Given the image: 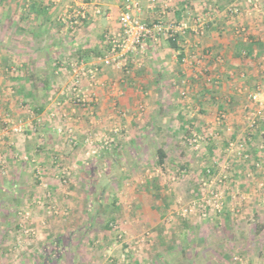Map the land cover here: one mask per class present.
Segmentation results:
<instances>
[{
    "label": "rangeland",
    "instance_id": "1",
    "mask_svg": "<svg viewBox=\"0 0 264 264\" xmlns=\"http://www.w3.org/2000/svg\"><path fill=\"white\" fill-rule=\"evenodd\" d=\"M1 37L0 55L11 56L0 62V117L10 119V123L0 126V151L7 156L6 169L0 171V264H43L47 256L54 262L57 256L52 251L57 246L63 248L61 257L65 264L83 263L88 258L96 260V264H206L203 249L210 246L217 250L222 241L221 225L217 222L224 211L202 217L198 208L187 216L182 210L191 205L199 192V182L207 168L210 166L212 173L217 174L219 161L213 160L208 145L203 144L201 151L186 143V128L179 125L184 119L188 128L196 125L208 130L200 126L207 109L195 101L197 95L193 94L201 80H176L180 89L184 80L190 86L189 116L182 114L180 108L157 115L139 109L141 119H135L132 130L127 127L128 132L124 126L126 115L119 117L114 108L106 115L97 111L100 96L96 85L109 67L103 68L99 82L93 86L98 100L92 116L75 106L63 92L71 79L67 60L73 52L67 60L45 61V65H39L44 66L41 68L36 61L29 63V55L27 59L24 56L35 49L38 57L45 58L46 50L36 43L51 40V35L32 37L24 31H4ZM9 41L14 44L8 46ZM41 72L50 86L48 92L36 90V98L34 86L42 84L31 76ZM114 82L116 91H121L119 81ZM240 88L252 90L245 83ZM179 94L176 99H183ZM51 113L57 116L51 118ZM110 114L114 118L109 120ZM20 122L25 124V131L13 134L11 126ZM64 122L74 125L81 141L89 134L115 136V126L123 131L115 136L111 150L88 155L83 143L74 146L56 133V123ZM159 148L167 153L163 166L158 163ZM23 155L30 160H23ZM252 159L255 160L253 156ZM257 161L263 167V162ZM36 165L44 169L47 188L35 178ZM59 167L70 172L66 182L57 178ZM227 194V199L234 195L236 201H245L234 191ZM243 226L242 242L256 258L263 251L264 242L255 238L256 226ZM28 229L34 234H28ZM239 257L242 264L251 259L245 249Z\"/></svg>",
    "mask_w": 264,
    "mask_h": 264
},
{
    "label": "crops",
    "instance_id": "2",
    "mask_svg": "<svg viewBox=\"0 0 264 264\" xmlns=\"http://www.w3.org/2000/svg\"><path fill=\"white\" fill-rule=\"evenodd\" d=\"M1 1V34L4 31H24L32 37L41 34L52 36L51 40L36 43L37 47L46 50L45 58L38 57L35 49L32 54L24 56L27 59L29 55V63L36 61L37 67L42 68L44 66L39 65H45L52 59L53 62L67 60L70 52L74 55L79 54L88 61L101 55L104 47V32L119 29V15L125 3L131 0H91L92 2L88 5L90 19L74 34L66 31L56 21V16L66 8L70 0H64V3H58L55 0H6L7 5H4L6 1ZM138 1L141 3L138 15L142 20L152 22L160 14L159 1L156 0L155 3L151 0ZM170 1L175 8L173 11H167L166 18L169 21H187L191 28H195L201 22L204 23L205 34L203 36L198 37L191 32L189 37L182 38L184 44L183 47L180 46L183 48V56H189L192 64L181 62L179 51L169 45V39H163L157 45L147 43L140 55L142 67L136 69L130 76H125L123 72L112 67L105 69L100 82L96 85V91L100 96L97 111L106 115L112 108H115L113 105L116 104L125 112L124 126L128 132L130 130H127V127L132 130L135 119H141L139 109L157 115L161 111L180 108L182 114L189 116L188 109L191 108L188 104L189 100H184L181 96L176 99V95H180L182 90L175 85L176 80L181 77L195 82L201 80L193 90V94L197 95L195 101L207 109V115L201 118L200 126L215 132L211 147L212 158L216 162L223 163L227 160L226 148L229 141L248 136L247 114L255 108L248 94L264 82V62H261L264 56V4L260 12L242 13L232 17L227 14L226 8L233 0H218L215 9L209 7L205 0ZM94 3L102 5L110 12V17L94 16ZM242 6L244 7L243 3ZM242 24L248 27L251 36L249 43L252 44V51L249 56H245L243 50L239 49L240 46L248 43L242 42L235 34V29ZM1 41L2 37L0 46H2ZM32 42L36 41L32 38ZM13 44L11 41L8 42V46ZM204 49L211 50L212 55H204ZM1 55L0 62L9 60L11 56L10 53ZM202 67L209 69V74L218 79L217 83H210L203 75L198 78L195 76V71H200ZM26 74H29V71ZM114 81H119L121 91L111 92V85H116ZM203 81H207L206 86ZM244 83L252 90L244 88L246 90L240 92V85ZM219 111L226 113L225 120L220 124L216 121ZM112 116L110 114L108 119L110 120ZM184 121V119L181 120L179 125L181 128L184 126L187 131L188 123L185 124ZM263 133L264 121L248 140L250 153L255 160L263 162V167L256 168L236 157L231 158L234 162L232 191L243 196L245 201L242 203L236 201L234 195L227 199L226 208L218 216L217 222L221 225L219 228L222 241L217 250L210 246L203 249L206 264H242L239 256L240 251L244 249L251 257L247 260L248 264H264V249L258 254L260 258L259 256L255 258L249 251V247L243 244V238L240 237L245 227L243 225L249 224L257 227L255 238L264 242V186L261 185L264 183ZM224 145H226L225 148ZM62 249L57 246L52 251L53 255L57 256L54 257V262H50L47 256L42 263L65 264L64 261L62 262L64 260V257H61ZM86 262L75 264L97 263L93 258H88Z\"/></svg>",
    "mask_w": 264,
    "mask_h": 264
},
{
    "label": "built area",
    "instance_id": "3",
    "mask_svg": "<svg viewBox=\"0 0 264 264\" xmlns=\"http://www.w3.org/2000/svg\"><path fill=\"white\" fill-rule=\"evenodd\" d=\"M58 3H62L64 0H55ZM156 0H151L155 3ZM161 4L160 14L152 22L144 21L138 15L141 10V3L138 0H131L125 3L122 12L119 15V29L108 30L103 34V53L96 56L93 62H86L83 56L73 55L67 60V69H69L71 79L64 89V94L75 105L86 110L90 115H95L96 103L98 98L94 92L93 86L99 82V75L104 67H113L116 70L123 72L125 76H130L136 69L142 67L140 55L144 51V47L147 43L157 45L163 39H177L179 46L183 47V37H189L193 32L198 37L205 34L204 23L198 24L195 28H191L187 21L175 22L169 21L166 18L167 11H173L175 8L170 0H157ZM209 7L212 9L217 8L218 0H205ZM244 4V7L242 6ZM264 0H233V2L227 6L226 12L228 15L235 17L242 13L252 14L260 12ZM90 3L88 0H70L66 5V8L58 13L56 21L62 25V27L74 34L90 19V9L88 8ZM28 6V5H27ZM93 13L96 17H110V12L105 10L102 5L98 3L93 4ZM236 36L244 43L251 42V36L246 25H239L235 29ZM180 46V47H181ZM181 47V48H182ZM179 53L182 50H178ZM203 54L211 56L212 51L204 49ZM246 55V51H243ZM222 59L221 57L219 58ZM184 64H192L189 56L184 55L181 59ZM261 62H264V56L261 58ZM208 68H201L200 71H195V76L198 78L203 75L210 83H217L218 79L209 74ZM216 79V81H214ZM184 87L181 90V95L184 100H189L190 86L186 80L183 81ZM118 87L115 85L111 88V92L116 91ZM246 89L240 88V92ZM249 99L256 105V108L247 114V134L248 136L235 140H230L227 148L226 155L227 160L223 163L218 162L219 171L216 175L212 173V169L209 166L201 178L199 185L200 190L197 193L194 200L191 201V205L184 208L182 214L187 216L193 212L195 208L199 209L202 217H208L210 213L215 212L220 214L224 211L228 194L233 187V173L234 162L232 157H236L238 160L249 163L256 168H260V162L252 159L250 153L248 140L251 134L260 128L261 123L264 121V88L258 87L256 90L249 92ZM116 114L119 117L125 116V112L118 108L115 104ZM33 112V111H32ZM57 115L51 113L49 117L54 118ZM63 116L66 117L64 113ZM114 118V115L112 116ZM226 118L225 111H219L216 117L218 124L222 123ZM10 123V119L7 116L0 117V126H5ZM8 128V126L6 127ZM56 133L63 137L66 141L74 146H80L83 143L86 150V154H96L99 150L106 149L111 150L115 144V136L119 137L123 128L115 126L112 130L115 136L97 134L93 136L87 135L83 141H81L77 135L74 125L69 122L56 123ZM13 134H21L25 131V124L20 122L11 126ZM215 132L213 130L203 131L198 126L191 125L183 135V140L191 145L195 150H202V145H208V149L212 147ZM1 141V134H0ZM264 146V144L262 145ZM6 152L0 151V171H5L7 165ZM23 160L28 161L30 157L23 155ZM34 161V158H33ZM70 172L65 167H59L57 172V178L61 182H66ZM35 178L45 188L48 184L44 180V169L38 165L35 167ZM264 186V183L261 184ZM40 203V202H39ZM56 212V211H55ZM26 218H29V212H26ZM28 234H34L33 230H26Z\"/></svg>",
    "mask_w": 264,
    "mask_h": 264
},
{
    "label": "trees",
    "instance_id": "4",
    "mask_svg": "<svg viewBox=\"0 0 264 264\" xmlns=\"http://www.w3.org/2000/svg\"><path fill=\"white\" fill-rule=\"evenodd\" d=\"M169 45L171 47H173L174 49H176V50H180V49L182 50V48L179 46V42H178L177 39L170 38L169 39ZM239 49L243 50V51L245 50L246 51V55L245 56H249V55H251L252 44L248 43L246 45L240 46ZM179 56H180V59L183 57V52L182 51L180 52ZM31 78H37V80H39V82H41V84H42L41 86L38 85V84H36L34 86V90H35L34 94L36 93V90L38 91L40 89L44 90V92H48L49 86H50V81L44 74H42V73H36L35 74L34 73V74H32ZM35 96H36V98L39 97L37 95V93L35 94ZM42 110H43V108L39 109V111H42ZM166 159H167V153H166L165 149L164 148H159L158 149V163L163 166L165 164V162H166ZM107 226H108V224H107Z\"/></svg>",
    "mask_w": 264,
    "mask_h": 264
}]
</instances>
